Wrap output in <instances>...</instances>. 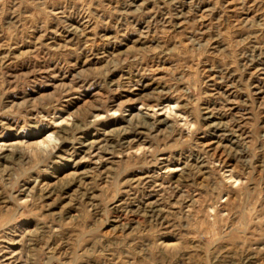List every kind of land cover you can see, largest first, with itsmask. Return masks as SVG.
Returning a JSON list of instances; mask_svg holds the SVG:
<instances>
[{"label": "rangeland", "instance_id": "374dc122", "mask_svg": "<svg viewBox=\"0 0 264 264\" xmlns=\"http://www.w3.org/2000/svg\"><path fill=\"white\" fill-rule=\"evenodd\" d=\"M0 154L2 264H264V0H0Z\"/></svg>", "mask_w": 264, "mask_h": 264}, {"label": "bare ground", "instance_id": "6f19581e", "mask_svg": "<svg viewBox=\"0 0 264 264\" xmlns=\"http://www.w3.org/2000/svg\"><path fill=\"white\" fill-rule=\"evenodd\" d=\"M142 85V84H140ZM139 88V87H138ZM141 89V87H140ZM136 90V89H135ZM149 90V89H148ZM145 91V90H143ZM125 93H127L128 95H133L135 93L134 90L128 89L124 91ZM137 93V92H136ZM146 93V92H145ZM137 95V94H136ZM143 97V96H142ZM132 98V97H130ZM30 99V98H29ZM32 100V99H31ZM30 100V101H31ZM28 101V100H27ZM129 102H131V100H129ZM135 102V101H134ZM137 104V103H135ZM131 105V104H130ZM141 105H144L143 103ZM127 107V106H126ZM125 108V107H124ZM98 116V115H97ZM211 117V116H210ZM207 117V128L209 129V131H212L214 133H221L223 132V128L222 125L218 122H213L212 121V117ZM125 120V119H124ZM145 122V118L141 117L139 119V117L137 115H130V118L126 120V124L120 123L117 125H112V128L109 129L107 132L103 131V134L100 136V140L99 141H94L89 139L90 137H79V150L82 151V153H84V156L81 158V160H86V156L92 152H94L95 148H99L102 149L101 153L102 156L100 155V158L103 159V161H107L110 158L105 159L106 157H108V155L113 154L112 151H114V148H124L130 145L129 141V136L131 135V126H142L144 125ZM52 134V133H51ZM60 138V137H58ZM69 138V137H68ZM61 139V138H60ZM59 139V140H60ZM53 138L51 136L48 137V141H46L47 144H50L52 142ZM134 140V139H133ZM64 141V139H63ZM206 141V140H205ZM44 142V141H43ZM210 143L207 144V146L211 147L213 144L212 141H209ZM45 144V143H44ZM126 145V146H125ZM131 147V146H130ZM129 148V147H127ZM8 151H12V149L8 150ZM18 152V151H17ZM63 152V151H62ZM96 152V151H95ZM22 153V152H21ZM66 153V151L64 152ZM97 153V152H96ZM12 155V153H11ZM99 156V155H98ZM114 156V154H113ZM11 157V156H10ZM8 154H0V165H2V162H6L9 158ZM13 157V156H12ZM11 157V158H12ZM111 157V156H109ZM16 158V157H15ZM18 159V158H16ZM14 159V160H16ZM11 160V159H9ZM69 160V159H68ZM80 162V160H79ZM86 162V161H84ZM7 163V162H6ZM76 163V162H75ZM98 163V162H97ZM95 164V163H93ZM1 167V166H0ZM72 167V166H71ZM76 167V166H75ZM104 168V167H103ZM78 169V168H77ZM74 170L71 173H69L70 176V181L66 184V185H61L58 184L57 181H54L52 183L49 184H42L39 187V191L44 192L47 197L51 196L57 189H66L70 186L76 185L78 187H82L83 185L85 186L86 183L88 182L89 179L92 178L93 175V171L89 170ZM98 171V170H96ZM106 174V173H105ZM56 177V176H55ZM55 177H52L55 179ZM58 177V176H57ZM56 177V178H57ZM64 192V191H63ZM65 193V192H64ZM45 197V196H44ZM46 198V197H45ZM47 199V198H46ZM119 204H117L115 207L118 208ZM143 206L144 208L151 213H155V212H159V206H157L155 203L150 202V201H144L143 202ZM147 214V213H146ZM148 216V215H147ZM150 217V216H149ZM153 217V216H152ZM12 222V221H11ZM17 228V227H16ZM2 231V230H1ZM28 232V231H27ZM11 234V233H10ZM25 235V234H24ZM7 237V236H6ZM22 238V237H21ZM12 239V238H11ZM10 240V239H9ZM11 241V240H10ZM14 241V240H13ZM9 242V241H8ZM10 243V242H9ZM27 247V246H26ZM7 248V247H6ZM1 252V251H0ZM16 253V252H15ZM2 254V253H1ZM6 254V253H5ZM15 255V254H14ZM16 256V255H15ZM11 257V256H10ZM7 258V257H6ZM9 258V257H8ZM16 258V257H15ZM4 259V258H3ZM8 260V259H7ZM2 261V260H0ZM5 261V259H4ZM2 264V263H0ZM7 264V263H6ZM9 264V263H8Z\"/></svg>", "mask_w": 264, "mask_h": 264}]
</instances>
